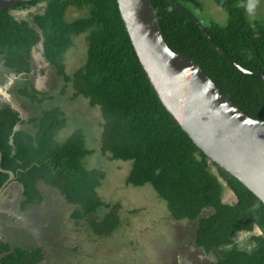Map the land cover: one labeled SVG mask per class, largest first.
Returning a JSON list of instances; mask_svg holds the SVG:
<instances>
[{"label":"trees","instance_id":"obj_1","mask_svg":"<svg viewBox=\"0 0 264 264\" xmlns=\"http://www.w3.org/2000/svg\"><path fill=\"white\" fill-rule=\"evenodd\" d=\"M170 1L193 14L231 60L250 71L259 65L264 74V0L258 17L245 12L246 0H213L226 12L222 24L202 16L200 0ZM170 1L150 0L166 45L192 58L242 111L264 120L262 79L234 67ZM40 2L29 17L17 19L10 12ZM70 8L79 14L67 19ZM81 34L85 60L69 75L65 55ZM35 54L63 80L59 95L70 84L71 98L81 96L98 107L100 152L131 161L125 183H149L171 219L195 224L193 247L205 255L214 252L206 264H264V204L211 161L166 111L141 68L115 0H28L0 11V72L7 79L6 94L12 90L17 96L13 107H0V168L14 173L3 185L8 174L0 170V193L9 183L17 184L22 209L43 201L40 186L51 188L73 206L75 224L83 220L98 240L109 238L124 219L120 202L107 203L97 193L105 172L88 168L93 149L87 148L82 129L59 133L66 126L60 106L38 107L46 95L31 81ZM21 96L36 102L27 116L20 112L25 107ZM225 189L234 200L224 201ZM240 232L249 234L247 247L237 245ZM44 258L42 245L0 239V264H40Z\"/></svg>","mask_w":264,"mask_h":264},{"label":"rangeland","instance_id":"obj_2","mask_svg":"<svg viewBox=\"0 0 264 264\" xmlns=\"http://www.w3.org/2000/svg\"><path fill=\"white\" fill-rule=\"evenodd\" d=\"M200 3L205 13L202 16L214 18L221 24L226 21V12L213 0H200ZM260 3L261 0H258L253 16L263 14ZM41 5L42 2L28 8L11 9L10 12L17 19L26 18L29 17V11H39ZM78 14L79 11L70 8L65 18H73ZM83 35L74 38V44L66 52L65 72L69 75L85 60ZM33 65L35 72L31 75V81L33 85H41H34V89L46 95V100L38 107L60 106L65 113L66 126L59 133L82 129L87 148L93 149V154L87 159L88 168H100L105 172V177L96 188L97 193L107 203L120 202L119 213L124 219L109 238L98 240L83 220L75 224L70 215L73 206L65 202L55 190L40 186L43 201L21 209L18 206L19 186L11 182L0 193V239L12 245H42L45 258L40 264H206L207 260H213L214 252L205 255L202 250L193 247L195 224L187 220L171 219L165 201L149 183L141 186L125 183L131 167L130 160L111 159L100 152L101 118L98 107L89 106L84 97L71 98L73 91L70 84L59 95L63 80L40 55L35 54ZM38 76L41 78L38 79ZM4 91L0 88V94L4 95ZM9 93L12 103H16L17 96H14L12 90ZM21 97L25 107L20 112L27 116L31 108L33 111V103L36 102ZM223 199L226 202L234 200L229 189H225ZM248 235L246 232L238 233L237 245L247 247Z\"/></svg>","mask_w":264,"mask_h":264},{"label":"water","instance_id":"obj_3","mask_svg":"<svg viewBox=\"0 0 264 264\" xmlns=\"http://www.w3.org/2000/svg\"><path fill=\"white\" fill-rule=\"evenodd\" d=\"M25 1L28 0H0V11ZM115 1L141 68L166 111L211 161L237 178L264 204V120L242 111L192 58L166 45L150 0ZM170 2L193 19L227 61L246 74L258 75L264 83L259 65L250 71L231 60L193 14ZM0 170L8 174L5 185L14 173Z\"/></svg>","mask_w":264,"mask_h":264},{"label":"flooded vegetation","instance_id":"obj_4","mask_svg":"<svg viewBox=\"0 0 264 264\" xmlns=\"http://www.w3.org/2000/svg\"><path fill=\"white\" fill-rule=\"evenodd\" d=\"M32 68H34V65H32ZM35 69V68H34ZM0 77H1V72H0ZM7 79H6V77L5 78H3V77H1V79H0V88H2V90L4 89V88H7ZM41 86V85H40ZM39 86V87H40ZM5 92V91H4ZM3 98H5V99H7V100H3ZM6 104H8V105H10L11 107H13L14 106V104L15 103H12V97L10 96V95H7L6 94V92H5V94L4 95H2V94H0V107H2V106H4V105H6ZM17 107H18V105H17ZM17 107H15V108H17Z\"/></svg>","mask_w":264,"mask_h":264},{"label":"clouds","instance_id":"obj_5","mask_svg":"<svg viewBox=\"0 0 264 264\" xmlns=\"http://www.w3.org/2000/svg\"><path fill=\"white\" fill-rule=\"evenodd\" d=\"M257 3L258 0H246V3H244L242 5V7L244 8L245 12L249 15V16H253L257 7ZM259 231V230H257ZM250 251V249H249Z\"/></svg>","mask_w":264,"mask_h":264}]
</instances>
